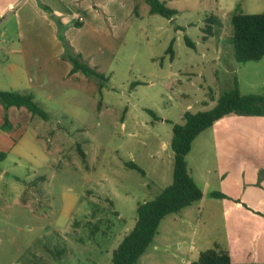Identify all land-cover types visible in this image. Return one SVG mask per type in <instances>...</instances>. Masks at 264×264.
<instances>
[{
	"label": "rangeland",
	"instance_id": "374dc122",
	"mask_svg": "<svg viewBox=\"0 0 264 264\" xmlns=\"http://www.w3.org/2000/svg\"><path fill=\"white\" fill-rule=\"evenodd\" d=\"M165 1L178 11L171 19L137 0L114 60L92 67L107 78L92 77L95 95L86 84L64 83L49 88L51 99L47 89L35 98L49 114L39 139L0 162V264H112L138 204L173 181V125L188 111L212 109L234 78L242 95H264V58L238 63L231 43L233 13H264V0ZM212 15L215 34L204 40ZM257 122L263 128L264 116L232 115L197 137L187 160L204 197L166 216L137 264H192L217 244L234 249L241 264H264V224L209 194L229 188L264 206Z\"/></svg>",
	"mask_w": 264,
	"mask_h": 264
},
{
	"label": "crops",
	"instance_id": "0c3cea01",
	"mask_svg": "<svg viewBox=\"0 0 264 264\" xmlns=\"http://www.w3.org/2000/svg\"><path fill=\"white\" fill-rule=\"evenodd\" d=\"M136 3L137 0H0V91L32 94L38 99L39 92L47 89L51 99L53 88L64 83L79 87L83 83L88 86V93L95 95L97 85L92 77L82 71L73 72L67 45L72 54L83 56L91 67L98 69L110 63L136 18ZM227 67L237 68L232 63ZM8 115L11 127L5 130V109L0 103V152L22 156L21 146L37 141V132L47 123L43 119L36 122V116L25 107L11 106ZM259 130L263 133L264 127ZM250 142L248 147L252 146ZM259 151L252 148L255 155L250 159L260 164ZM223 192L237 196L229 188ZM238 195L264 211V206H256L247 194ZM227 208L240 210L228 203ZM230 250L238 256L234 249Z\"/></svg>",
	"mask_w": 264,
	"mask_h": 264
},
{
	"label": "trees",
	"instance_id": "16d2710c",
	"mask_svg": "<svg viewBox=\"0 0 264 264\" xmlns=\"http://www.w3.org/2000/svg\"><path fill=\"white\" fill-rule=\"evenodd\" d=\"M150 7L151 14H158L171 19L178 11L168 6L165 0H143ZM215 16L207 18L205 36L215 34L213 28L218 23ZM233 36L231 43L234 57L238 63L259 61L264 58V13L246 14L237 9L232 15ZM188 46L194 48L195 44L186 36ZM68 57L72 61L73 72L82 71L88 77L107 80L106 76L92 68L81 57L70 52L67 45ZM172 46L169 52H172ZM0 103L5 109L4 129L11 127L8 110L11 106L25 107L32 116L45 121L49 114L35 101L32 94H21L13 91H0ZM232 115L264 116V95H242L239 81L234 78V86L225 91L218 99L216 105L206 111L186 112L182 123L173 125V139L171 147L174 153L173 181L164 188L154 199L140 202L137 207V221L134 228L124 236L119 246L114 250L112 264H137L140 257L152 244L159 232L161 221L170 214L181 212L186 207L199 202L204 192L197 184L189 171L187 157L190 154L197 137L205 130L212 128L219 121ZM79 152L85 158L86 154L79 146ZM7 157V153L0 152V162ZM130 169L139 171L143 176L145 171L134 162H126ZM210 196L223 200L231 208L240 209L263 220L264 211L251 206L241 195H230L223 191H213ZM238 256L230 249L221 245L202 251L197 261L192 264H238Z\"/></svg>",
	"mask_w": 264,
	"mask_h": 264
}]
</instances>
